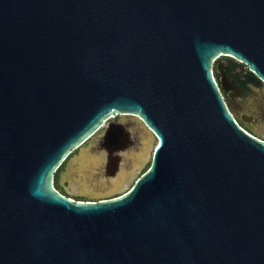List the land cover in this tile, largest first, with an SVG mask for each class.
<instances>
[{
  "label": "water",
  "instance_id": "obj_1",
  "mask_svg": "<svg viewBox=\"0 0 264 264\" xmlns=\"http://www.w3.org/2000/svg\"><path fill=\"white\" fill-rule=\"evenodd\" d=\"M221 56L264 88V0H0V264H264V95L230 102ZM115 114L156 137L146 170L116 196L60 193Z\"/></svg>",
  "mask_w": 264,
  "mask_h": 264
},
{
  "label": "flooded vegetation",
  "instance_id": "obj_2",
  "mask_svg": "<svg viewBox=\"0 0 264 264\" xmlns=\"http://www.w3.org/2000/svg\"><path fill=\"white\" fill-rule=\"evenodd\" d=\"M220 59L223 60L224 73L228 76L229 79L233 80L243 91V95H242V97H240L238 95H235L234 91H232L231 89H228V90L222 89V91L227 94L228 100L230 102L236 101V102H238V105H240L239 101H244L248 96L252 95V98L258 97V94L256 93L255 90L259 88V83L257 80H251V77L247 78L245 76V72L248 70L247 66H245L241 62L236 61L235 59L227 57V56H221ZM243 66H245V70H242ZM236 75H237L238 80H236ZM242 81H244V84H242ZM255 94L257 96H255ZM242 104H244V103H242ZM256 121L260 122L261 120L257 118L255 120V122ZM253 126H254L253 128L256 130L260 127V126L258 127V125H255V124ZM109 127H111V128L113 127V128H115V130L119 129V130H121L122 134H126V139H125V137L124 138L120 137L121 142L123 143L124 147L120 148L118 150H114V152L112 153V154L119 155V157H120L119 162H121V160H122L121 155L124 154V152H122L121 150L126 148V150L128 151L129 150L128 146L133 143V140L136 144H139L138 143V137L141 138V136L144 134V130L142 129V127L140 125H138L137 117L130 115V114H115L113 116L108 117L106 120H104L102 125L99 127V129L93 134L94 135V140H93L94 145L93 144L92 145H86L85 142L88 141L89 140L88 139L84 143H82L79 147L76 148V149H78L77 152L79 153L76 157L78 158L82 154H85V156H86L88 152L91 153V151H93V150L97 151V149L99 147H103L102 144H104V137H105L107 129ZM127 127H128V129H127ZM99 152H104L106 154L105 160L103 158L100 160L101 154H99ZM99 152L94 153V154L98 153V155L95 156V158L97 159V163H99L98 169L96 167L91 168L92 167L91 165H93V163L95 161L94 157L92 158V160H90V161L87 160L86 162H85L86 159H82V160H84V163H81V164H78L77 161H79V160L74 159L75 158L74 157V158H72L74 160V163L70 166V168H67L70 165L71 160H72L68 156L69 159H68L67 165L65 167V171H63L62 174L66 178H69L71 183L78 182L80 185H83V186H85V183L86 184L89 183L88 185L92 186L91 188H86V189L80 188V190H79V188L77 189L76 187L73 186L75 190L80 191V192L85 193V194H88V195H91V194H96V193L98 194L99 192H97V191L106 188V186H112L113 188L118 189V187L122 185L123 180L126 178V175L124 176V178L120 177L119 179H116L115 177L113 179H109V178H105V175H103L100 177L99 181L88 179L86 182H82V179L85 176H88L90 174L91 175L92 174H98V176H100V174H101L100 170L102 168L103 162L106 163V165H107V162L109 159L108 158L109 154L107 153L106 150H101ZM125 153H127V152H125ZM112 154H110V155H112ZM106 157H107V159H106ZM83 158H85V157H83ZM72 167L74 168L73 170H72ZM60 171H61V168L58 172V179H59ZM92 181H94V183H91Z\"/></svg>",
  "mask_w": 264,
  "mask_h": 264
},
{
  "label": "rangeland",
  "instance_id": "obj_3",
  "mask_svg": "<svg viewBox=\"0 0 264 264\" xmlns=\"http://www.w3.org/2000/svg\"><path fill=\"white\" fill-rule=\"evenodd\" d=\"M240 64V63H239ZM242 70H245V66L242 67ZM259 83V88L256 89V93L258 94V96L260 95H264V88H263V83L262 82H258ZM255 96H257L255 94ZM257 98V97H256ZM240 103H245L247 105L251 104L253 102V98L252 95L248 96L244 101H239ZM251 106V105H249ZM255 125H258V129L256 130L257 136L264 140V121H260L255 123ZM128 129V127H127ZM149 138V139H148ZM94 140V135L85 142L86 145H94L93 143ZM156 137L154 136L153 138L150 137V135H148L143 143L141 145L136 144L133 140V143L131 145H129V150L131 151L132 155H144V158L142 161H137V159H130L129 164H130V168H129V173L126 175V178L123 180V183L121 186L117 188H113L112 186H106V188L99 190L97 192L98 195H88L85 193H82L80 191H77L74 189V187H76L77 189L79 188H91L92 186L88 185L89 183H85V186L80 185L78 182H70L69 178H66L62 173L63 171H65V167L67 165L68 159H72L74 157H76L79 153L77 152L78 149H74L71 154L69 155V158H67L59 168H61V171L59 173V186L60 189H58V191L62 194H65L67 196H70L73 199H80V200H97L99 198H103V197H112V196H116L119 193L125 192L129 189V187L132 185V183L134 182V180L142 173L146 170V168L148 167L149 163H150V159H151V155H152V149L153 146L156 143ZM140 141V140H139ZM128 149V148H127ZM101 150H105L103 147H99L96 150L91 151V153H87L86 156H83L85 158H81V159H86L85 162L87 160H92L93 157L97 156V154H94L95 152H99ZM122 152H126V148L121 150ZM120 151V152H121ZM92 154V155H91ZM83 161V162H82ZM81 162L84 163V160H82ZM119 162V161H118ZM58 168V169H59ZM74 168L72 167V170ZM75 175V174H74ZM91 183H94V181H92ZM105 185V184H104ZM74 186V187H73ZM104 193V194H101Z\"/></svg>",
  "mask_w": 264,
  "mask_h": 264
},
{
  "label": "bare ground",
  "instance_id": "obj_4",
  "mask_svg": "<svg viewBox=\"0 0 264 264\" xmlns=\"http://www.w3.org/2000/svg\"><path fill=\"white\" fill-rule=\"evenodd\" d=\"M137 122H138V125H140L141 127H142V129L144 130V134L141 136V138H139L138 137V143H139V145H141L142 143H143V141H144V139L148 136V135H150V137L151 138H153L154 137V135L150 132V131H148L138 120H137ZM149 139V138H148ZM140 140V141H139ZM127 153H125L124 152V154H122L121 155V157H122V160H121V162H120V164H119V168H118V170H117V172H116V174L114 175V176H112V177H110L109 179H113L114 177L116 178V179H119L120 177H123L124 178V176L125 175H127L128 173H129V168L131 167L130 166V164H129V161H130V159L132 160V159H137V161H142L143 159H145L144 158V155H139V156H137V155H132V153H131V151L130 150H128V151H126ZM99 154H101L100 155V160L103 158L104 160H105V153L104 152H99ZM83 156H85V154H82V155H80L78 158H77V160H79V161H77L78 162V164H81L82 162H80V161H82V157ZM94 159H95V161H94V163H93V165H91L92 167L91 168H94V167H96L97 169H98V165H99V163H97V159L94 157ZM106 159H107V157H106ZM105 166H106V163H104L103 162V164H102V168H101V174H100V176H98V174H90V175H88V176H85L83 179H82V182H86L88 179H91V180H95V181H99L100 180V177L101 176H103L104 175V168H105ZM103 169V170H102ZM106 178V177H105ZM122 180V179H121ZM120 180V181H121ZM81 182V183H82ZM91 195H97V193L96 194H91Z\"/></svg>",
  "mask_w": 264,
  "mask_h": 264
},
{
  "label": "trees",
  "instance_id": "obj_5",
  "mask_svg": "<svg viewBox=\"0 0 264 264\" xmlns=\"http://www.w3.org/2000/svg\"><path fill=\"white\" fill-rule=\"evenodd\" d=\"M245 76L248 78V77H251V80H257V78L254 76V74L252 72H250L249 70H247L245 72ZM236 80H238L237 78V75H236ZM258 81V80H257ZM259 82V81H258ZM242 84H244V81H242ZM243 128H245V126H242ZM60 168L55 172L54 174V186L55 188L58 190L60 189V186H59V182H58V172H59Z\"/></svg>",
  "mask_w": 264,
  "mask_h": 264
}]
</instances>
